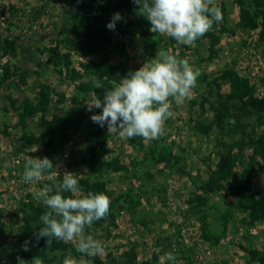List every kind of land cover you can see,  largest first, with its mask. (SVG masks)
Here are the masks:
<instances>
[{"label": "rangeland", "instance_id": "rangeland-1", "mask_svg": "<svg viewBox=\"0 0 264 264\" xmlns=\"http://www.w3.org/2000/svg\"><path fill=\"white\" fill-rule=\"evenodd\" d=\"M254 1L213 0L209 7L222 10V21L192 45H178L152 33L139 14H125L109 30L111 0L100 25L115 68L108 90L155 59L158 49L187 59L200 76L183 102L169 98L172 115L159 138L121 139L105 125L109 150L89 163L88 137L100 131L90 117L102 109L90 112L86 103L95 96L103 100L105 92L81 89L93 81L82 64L99 60L87 53L80 34L87 6L81 0H0V264H18L17 257L28 264H171L166 253L176 256V264H264V147L258 145L264 136V8ZM242 9L256 26L242 23ZM55 55H68L70 69L83 79H68L64 64L58 74ZM230 69L249 81L260 106L232 99L221 78ZM3 77L9 80L1 82ZM45 156L56 168L25 183L26 162ZM222 157L233 159L232 170L211 189ZM64 172L103 185L99 191L110 198L107 218L84 230L102 242L101 255L79 253V238L63 241L65 246L35 240L47 210L36 196L52 183L49 175L62 181Z\"/></svg>", "mask_w": 264, "mask_h": 264}, {"label": "clouds", "instance_id": "clouds-1", "mask_svg": "<svg viewBox=\"0 0 264 264\" xmlns=\"http://www.w3.org/2000/svg\"><path fill=\"white\" fill-rule=\"evenodd\" d=\"M138 5V14L151 24L154 34H166L176 40L177 44L192 45L198 38L207 33L214 22L223 19L219 7H209L213 0H133ZM123 17L119 12L112 15L106 25L115 30L116 22ZM200 71L194 69L187 59H179L167 51L158 49L155 59L146 62L139 70L130 72L121 79L112 90H106L103 100L95 96L87 104L88 111L102 109L90 119L100 127L107 125L108 133L118 138L157 139L163 133L166 119L171 117L169 98L183 102L196 86ZM96 88H101L94 78ZM56 168L48 157H33L25 164L23 179L25 183L40 181L46 173ZM78 175L64 172L62 181L53 180L45 184L36 199L47 209L40 216L43 227L34 233L35 240L47 238V246L53 239L72 241L79 238L77 251L88 257L101 255L104 252L102 242L92 235L85 236L86 227L95 221L106 219L109 214L110 198L103 192H88L82 197ZM64 193H72L65 196ZM30 241L22 248L29 250ZM171 264H176V256L166 253L163 257ZM18 264H28L17 257ZM39 264V262H37ZM64 264H77V261L65 259Z\"/></svg>", "mask_w": 264, "mask_h": 264}, {"label": "trees", "instance_id": "trees-1", "mask_svg": "<svg viewBox=\"0 0 264 264\" xmlns=\"http://www.w3.org/2000/svg\"><path fill=\"white\" fill-rule=\"evenodd\" d=\"M83 3V7L87 6L85 12L80 17V34L83 37L85 49L88 54L93 56H99L98 61H91L89 63H83L84 75L91 76L93 81L92 85L82 84V90H91L98 95H102L108 88L111 87L110 80L114 77L115 68L111 65V57L108 51V38L106 37L105 30L100 27L103 21V16L105 14V10L107 6L111 3V0H105L102 4H98L96 0H81ZM254 3L258 4L264 8V0H255ZM138 5L133 3V0H115V13L119 12L122 17L125 14L136 16L138 15ZM40 15V13H37ZM242 23L246 26H256L255 21L250 15V12L246 9H242ZM251 24V25H250ZM150 39V37H148ZM69 45H71L72 40L68 41ZM151 41V40H150ZM121 55H125V50L118 47L117 49ZM15 52V51H14ZM52 52V51H51ZM53 53V52H52ZM15 54V53H14ZM54 61V70L58 72V74L63 75L64 68L60 67L61 64H64L66 77L71 79L72 81H77L83 79L84 75L78 73L75 69H70L71 59L68 55H55L53 58ZM94 78L97 79L101 85V88H96L94 85ZM222 80L224 83L229 85L230 91L232 93V99H237L240 101L246 102V104L251 105L253 107L260 106L261 101L254 97V89L250 85L247 79H244L238 75V73L234 70H226L222 76ZM9 80L7 77H3L1 82H6ZM51 93L50 88L47 86V90L45 93H42L44 96V100L47 103V96ZM31 110H33L32 106H29ZM225 122V117H220L218 124L221 126V129L225 131V126L222 125ZM99 126V125H98ZM98 134H92L88 137L90 142V152L92 153V159L87 162H97L108 152L109 148L107 145V139L104 135L105 132L101 133V131L106 130V126H99ZM238 127L235 126L234 130L231 132H237ZM52 132V129H50ZM258 145L260 147H264V136L258 141ZM264 152V149H263ZM230 156V152H229ZM223 159L220 161L218 166V171L215 173L220 178L215 180V177H212V182L209 183V188H213L214 186H219L221 180L229 177V174L232 170L233 159L228 157H222ZM116 165L118 166V162L116 161ZM119 168V169H118ZM116 170H121L120 166ZM123 168V167H121ZM79 186L81 191L84 193L93 192L99 193L101 188H104L103 185L97 183H90L87 180H79ZM106 194V193H105ZM264 195V191L262 193ZM65 196H71L70 193H65ZM111 206V205H110ZM56 244V243H54ZM64 245L63 240H58L57 246ZM65 246V245H64ZM90 264H92L90 262Z\"/></svg>", "mask_w": 264, "mask_h": 264}]
</instances>
